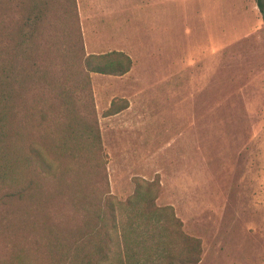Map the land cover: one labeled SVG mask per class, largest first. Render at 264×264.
<instances>
[{
	"label": "rangeland",
	"instance_id": "1",
	"mask_svg": "<svg viewBox=\"0 0 264 264\" xmlns=\"http://www.w3.org/2000/svg\"><path fill=\"white\" fill-rule=\"evenodd\" d=\"M76 8L71 18L58 0L42 31L51 48L42 60L54 78L79 33L86 55L120 51L133 60L123 76L91 74L93 104L74 87L83 92L81 118L95 111L111 195L125 201L136 179L157 180V205L172 207L184 233L201 241L199 264H264V13L257 0H76ZM30 92L31 109L57 98L43 81ZM114 101L126 107L108 115ZM50 120L57 131L60 119ZM80 142L92 166L96 150Z\"/></svg>",
	"mask_w": 264,
	"mask_h": 264
},
{
	"label": "trees",
	"instance_id": "2",
	"mask_svg": "<svg viewBox=\"0 0 264 264\" xmlns=\"http://www.w3.org/2000/svg\"><path fill=\"white\" fill-rule=\"evenodd\" d=\"M56 2L0 0V264H199L201 241L156 203L159 181L136 179L125 201L111 195L98 120L95 111L81 118L78 92L93 104L91 74L123 76L133 60L120 51L86 55L79 33L54 78L41 39ZM59 3L77 18L76 0ZM257 3L264 13V0ZM42 81L57 98L28 108ZM125 107L114 101L107 114ZM80 141L96 150L92 166Z\"/></svg>",
	"mask_w": 264,
	"mask_h": 264
}]
</instances>
